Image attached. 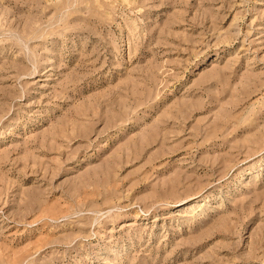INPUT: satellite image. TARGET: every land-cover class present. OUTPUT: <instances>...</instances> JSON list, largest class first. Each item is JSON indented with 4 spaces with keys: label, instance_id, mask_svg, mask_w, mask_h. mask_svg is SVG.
I'll use <instances>...</instances> for the list:
<instances>
[{
    "label": "rangeland",
    "instance_id": "1",
    "mask_svg": "<svg viewBox=\"0 0 264 264\" xmlns=\"http://www.w3.org/2000/svg\"><path fill=\"white\" fill-rule=\"evenodd\" d=\"M0 264H264V0H0Z\"/></svg>",
    "mask_w": 264,
    "mask_h": 264
}]
</instances>
